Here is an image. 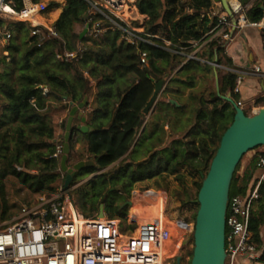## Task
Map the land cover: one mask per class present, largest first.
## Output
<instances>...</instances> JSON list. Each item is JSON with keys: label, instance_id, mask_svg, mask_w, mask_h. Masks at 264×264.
<instances>
[{"label": "trees", "instance_id": "1", "mask_svg": "<svg viewBox=\"0 0 264 264\" xmlns=\"http://www.w3.org/2000/svg\"><path fill=\"white\" fill-rule=\"evenodd\" d=\"M8 1L16 10L22 6V0ZM62 1V12L54 24L57 37L47 39L40 47L22 50L23 44L21 48H6L11 52L12 66L10 71L0 73V221L12 217L7 214L9 208L5 200L8 178L16 179L37 196L55 191L63 174L59 171L60 159L52 155L57 145L64 144L66 124L61 122L63 134L59 141H54L55 126L46 120V115L48 110H65V102L77 105L84 98L90 106L86 124L91 131L82 136L90 156L88 160L95 165L77 172L76 178L99 172L122 158V166L109 178L110 170L90 179L87 188L73 189L84 217L97 214L108 194L116 195L118 191L127 194L133 184L155 177L165 180L171 175L183 188L190 179L197 197L201 174L209 168L235 114L233 106L217 96L215 89L196 90L199 79L212 71L210 63L215 58L217 64L230 65L225 43L219 38L209 40L207 35L217 18L210 20L202 11L211 8L212 0H137L135 6L139 14L147 17L139 36L149 42L137 41L135 45L125 41L118 28L96 37L86 34L80 38L77 27L88 18L89 5L85 0ZM246 1L239 0L241 5ZM59 6L53 0L48 8ZM186 9L192 12L186 13ZM263 13L264 0H257L244 15L248 22H258ZM52 16L55 17L56 12ZM113 19L126 28L125 23ZM109 25L105 20L102 27ZM14 27L25 28L19 23ZM194 41L198 42L196 46L192 44ZM203 42L205 44L195 54L200 60L188 59ZM80 48L82 52L73 60L56 58L57 54ZM141 52L147 55V67H141ZM4 62V58L0 59V64ZM160 81H165L163 90L150 114H144L155 84ZM235 81L236 75L230 72L221 75L219 81L220 94L230 93L234 103L238 100L233 92ZM38 85L46 86L47 95H43ZM256 104L263 105L264 97L256 99L252 106ZM251 108L244 107L245 115H249ZM78 133L81 132L73 130L69 140V164L75 158ZM167 137L170 140L165 145ZM255 149L251 150L254 154L240 177L241 160L247 153L238 163L229 197L246 196L256 185L261 170L256 166L259 153ZM75 179L71 186L76 184ZM109 186L114 192H109ZM157 186L161 189L160 184ZM184 193L187 196L184 204L193 205L191 196ZM257 194L249 227L262 253L252 264H264V180ZM143 195L161 198L160 193L152 191ZM125 211L114 198L104 206L106 216L111 219L125 218ZM131 211L134 215L135 208ZM195 216L196 212L192 215L193 222ZM190 238L193 242V234ZM192 251L193 248L190 258Z\"/></svg>", "mask_w": 264, "mask_h": 264}, {"label": "built area", "instance_id": "2", "mask_svg": "<svg viewBox=\"0 0 264 264\" xmlns=\"http://www.w3.org/2000/svg\"><path fill=\"white\" fill-rule=\"evenodd\" d=\"M85 1L89 5L88 18L80 29L86 30V34L96 37L118 28L122 31L121 37L131 45H135L137 41L149 42L127 24L124 28L113 19L114 17L125 23L119 16L127 7L125 1L135 5L137 0ZM229 5L237 18L235 29L251 26L259 29L264 35V13L258 22H248L239 0H234V3L230 0ZM213 15L217 22L207 34L210 36L209 40L219 38L225 44L231 42L233 26L230 18L226 14L218 15L215 12ZM105 20L110 25L102 27ZM16 23L22 24L27 31L24 50L33 46L40 47L47 39L57 37L55 20L51 18L44 0H22L19 10L13 7L11 1L0 0V45L14 47V44L10 43L13 39L9 24L14 26ZM196 45L197 43L194 46ZM81 52L82 48L62 55L57 54L56 58L70 61ZM140 61L141 67L148 66L145 52L140 53ZM215 67L236 75L233 92L238 95L242 72L217 64ZM253 71L258 74L260 68L254 66ZM37 88L43 91V95H47L46 86L38 85ZM235 104L241 109L245 107V103L239 99ZM86 107L88 112L90 108ZM257 110L252 107L249 115ZM79 135L83 139L82 133ZM62 150L63 146L57 145L52 157L60 159ZM256 166L261 170L256 185L246 196L232 195L228 198L225 213L224 264H252L262 253V248L253 239L249 223L258 187L264 180L263 155L257 156ZM63 182L64 174L54 192L38 195L35 203L22 205L18 215L0 228V264H170L175 249L179 247L176 245L177 247L167 254L172 231L176 232L175 237L178 238L181 233H193V225L183 219L166 220L160 204L159 213L154 218L138 221V216L132 214L123 218L125 227L130 228L123 232L120 230L121 219L108 218L105 213L102 218L98 217V213L86 218L75 201L70 200L63 188ZM75 187L76 185L71 186L70 193ZM150 192L151 190L146 193Z\"/></svg>", "mask_w": 264, "mask_h": 264}, {"label": "water", "instance_id": "3", "mask_svg": "<svg viewBox=\"0 0 264 264\" xmlns=\"http://www.w3.org/2000/svg\"><path fill=\"white\" fill-rule=\"evenodd\" d=\"M220 4L225 14L230 18L233 30L237 24V18L230 8V0H212ZM86 34V30L80 33V38ZM216 65V64H215ZM165 81L155 84L153 94L143 109L148 114L157 102ZM219 77L215 73V90L217 96L229 102L235 114L231 124L223 133L217 151L212 158L206 174L202 173V183L194 201L198 205L193 226V251L190 264H224L225 261V213L229 198L230 184L235 169L241 158L256 147L264 146V104L251 115H245L243 109L236 106L230 93L225 96L220 94ZM65 100V99H64ZM175 103L174 101H172ZM87 106V98L77 105L65 102L69 109L65 125L64 144L60 158V171L64 174L63 188L73 202L70 193L71 184L76 178V173L85 167H92V160L79 161L72 167L67 166V157L70 152L69 140L72 131L77 129L81 133H87L91 129L85 124L86 118L82 110ZM74 117L80 120L81 125L72 124ZM125 205H131L128 201ZM105 199L99 205L98 217L104 216ZM176 264H180L177 259Z\"/></svg>", "mask_w": 264, "mask_h": 264}, {"label": "rangeland", "instance_id": "4", "mask_svg": "<svg viewBox=\"0 0 264 264\" xmlns=\"http://www.w3.org/2000/svg\"><path fill=\"white\" fill-rule=\"evenodd\" d=\"M53 1V0H45V2L47 3V5H49V3ZM126 5L129 7L132 6L131 3H129L128 1H125ZM125 13H121L119 14V16H121L122 19H126L127 16L124 15ZM133 24H135L134 22L128 23V25L133 26ZM8 25V24H7ZM9 29H10V33L12 34V41L10 43H13L14 46H19L21 48V45L24 44V39L27 36L26 32V28L22 29H16V27H14L13 25L9 24ZM78 32L81 33L83 30L80 29V27H77ZM7 46V45H6ZM6 46H3L2 44L0 45V59L4 58V64L1 63L0 64V73H3L5 71H10V65L11 64V52L6 50ZM24 49V45L22 47V50ZM12 68V67H11ZM12 71V70H11ZM13 72V71H12ZM17 73L14 74V77H16ZM215 85V80H214V74H213V70L211 73H208L207 75L201 77L199 79V83H198V87L196 88V90H200L203 88H207V89H215L214 88ZM186 95L188 94V91L185 92ZM55 106H58V103H52ZM251 105L253 104H249L246 105V108H251ZM88 106V105H87ZM255 108L259 109L261 106L260 104H256L254 105ZM86 108L85 107L82 111L86 112ZM67 116V112H65L62 109H58L56 111L54 110H48L47 115L51 121L53 122L54 126L56 125L55 123L59 120V118H62L63 116ZM64 119H62L63 121H65L66 124V117H63ZM230 117L227 116L226 117V121L229 122ZM61 124V123H60ZM63 134V133H62ZM61 134V136H62ZM60 136V137H61ZM60 137L58 138V141L60 140ZM80 140V144L81 146L78 148V150H76L75 152V158L72 162L69 164L67 163L68 167H72L74 164H76L79 161H86L88 160V158L90 157L89 154L86 151V143L85 141L81 138ZM170 137H167V139L165 140V145L169 143ZM255 152L263 153L264 154V146H260L259 148L255 149ZM254 152L250 151L248 152L241 160V164H240V169L238 171V176L240 177L245 168L247 167L250 158L253 156ZM122 159V158H121ZM121 159L117 160L116 162H114L113 164H111L110 166H108L107 168L90 174L89 176H85V175H81L78 176L75 180H76V187L78 186H82L84 188H87V182L90 179H95L100 173L102 172H106L109 171L111 173L108 174V178L110 176H112L113 174L116 173L117 169L120 168L122 166V164H120ZM208 171V169L206 170V172H204V174H206ZM256 173V172H255ZM257 174V173H256ZM157 184L161 185V189L158 188ZM117 187V186H116ZM250 187V186H249ZM248 187V188H249ZM109 188H113L112 186H109ZM185 188V189H184ZM182 187L180 185L179 182L175 181L173 176H168L167 178H165V180L161 179V178H153L151 180H146V181H142L139 183H135L132 185V188L130 190L129 193H125L126 197H128L129 195V201L132 202H136V203H141V204H147L148 207H156L158 204V200L155 199L154 201H149L147 203H145L143 201L144 195L147 191L151 190L154 191L156 193H160L161 198H159V202L163 199L164 200V207H163V214H164V218L166 220H170V221H177L180 219L185 220L186 222H188L191 226H194V222L192 221V215L194 212H197L198 209V205L196 203H194V201L196 200V187L193 185V181H191L190 179L187 180V183L185 184V187ZM5 191H6V196H5V200H6V204L8 206V212L7 214H12V217L8 220L5 221H0V228L7 225L13 218H15L20 210V207L22 205H27V204H32L35 203L36 198L38 197L37 195L31 193L30 191H28L26 188H24L22 185L19 184V182L14 179V178H8L5 182ZM184 191L188 192V194L191 196V202H193V205H189L186 202V198L187 196L185 195ZM71 195L73 200L75 201L76 205L78 206V200L75 199L76 197H74L73 195V190H71ZM106 203V202H105ZM126 206V214L125 217L127 218V216H129L131 214V205H125ZM159 207V206H158ZM157 207V208H158ZM139 208V207H136ZM156 208V209H157ZM153 209V210H156ZM139 211H142L143 214L145 215L143 218H140L139 215ZM134 215L138 216V221H142L144 219H150V218H154V215H150L149 211L147 212L146 215V211L142 210V209H135V213ZM149 215V216H148ZM156 217V215H155ZM121 222L122 224L120 225V230L123 231H127L130 228L125 227L124 224V220L121 218ZM191 233L188 234H184L181 233L178 237H175L176 232L173 230L172 231V235L170 238V243L168 245L170 251L176 246L178 245L179 247H177L175 249L174 255H173V259L172 261H170V264L177 262V259L180 260V264H187L188 261L191 259L189 256V253L191 252V249L193 248V242L191 241Z\"/></svg>", "mask_w": 264, "mask_h": 264}, {"label": "crops", "instance_id": "5", "mask_svg": "<svg viewBox=\"0 0 264 264\" xmlns=\"http://www.w3.org/2000/svg\"><path fill=\"white\" fill-rule=\"evenodd\" d=\"M55 1H57L60 4V6L57 8L49 9V13H50L51 18L56 21L60 15V13L62 12V7L64 6V2L62 0H55ZM256 1L257 0H247L242 5L244 12L247 11ZM221 10H223L221 5L213 2L211 8L207 11H202V13H203V15L207 16L211 20L215 17L213 15V12H215L218 15H222L223 13ZM54 12H56L55 17L52 16V14ZM185 12L191 13L192 11L186 9ZM121 13L122 14L125 13L124 15L127 16L126 19L121 18L125 22V24H127V26H129L128 23H130V21L134 22L135 24H133V26L130 25V27L133 28L134 30H136L140 34L143 32L142 26H143L144 22L147 20V17L145 15L139 14L135 5H132L130 7V9L128 6L125 7ZM77 31H78V29H77ZM208 32H207V34H208ZM196 43L198 44L197 41L192 42L193 45H195ZM204 44H205V42H203L201 44V46L197 47L190 54V56L195 57L193 59L200 60L199 58H197L195 56V54ZM225 55L230 60L229 66H225L223 64H217L216 58L214 59L213 63H210L213 66L212 70H213V74H214V80H215V73H217V75L219 77V81H220L221 75H223L224 73L227 72L222 68L215 67V64L222 66L224 68L239 70L242 72V75H241L242 76V83L240 85V93L237 95V99L243 101L245 103V106H246L249 104H253V102L256 99H258L260 97H264V35H263V33L259 29L251 27V26H243L242 28H237V29L233 30L232 41L225 44ZM190 56L188 57V59H192V58H190ZM202 62H204V61H202ZM254 66H258L260 68V73H258V74L254 73V71H253ZM214 88H215V85H214ZM89 108H90V106H89ZM64 111L67 112V116L65 115L63 117H66V120H67L69 109L66 108ZM150 112H149V114H150ZM82 114L85 116V118L87 120V115H86L87 112L82 111ZM63 117L59 118V120L55 123L56 125L54 128V137H55L54 141H57L58 138L62 134V130L60 128V123L63 121L62 120V119H64ZM46 120L48 122L51 121V119L48 116H46ZM72 124L75 126H79V125H81V122L76 117H74ZM85 124H86V122H85ZM75 130H77V129H75ZM79 134L80 133H78V135L76 136L78 141L76 142L75 147H74L75 151L78 150V148L81 146V144H80L81 142L79 140L81 138H80ZM153 197L145 196L143 198V201L144 202L146 201L145 203H147L149 201H154L155 199L158 200V205L156 207L151 208V207H148L147 204H145V206L151 210L156 209L159 206V204L161 203V201L159 202V198H156V197L153 198ZM132 208L133 207H131V209ZM136 209H140V208H136ZM139 213H140V215H139L140 218H143L145 216L142 211H139Z\"/></svg>", "mask_w": 264, "mask_h": 264}, {"label": "flooded vegetation", "instance_id": "6", "mask_svg": "<svg viewBox=\"0 0 264 264\" xmlns=\"http://www.w3.org/2000/svg\"><path fill=\"white\" fill-rule=\"evenodd\" d=\"M114 190H115L114 188H111L109 189V192H112V191L114 192ZM120 197L121 199L123 198V200L120 201ZM113 198L116 200L117 204H119L121 210L127 209L125 206V203L130 200L129 195L128 197H126L125 193H123L122 191H118L116 195L108 194L105 198V202L107 203L108 201H111Z\"/></svg>", "mask_w": 264, "mask_h": 264}, {"label": "bare ground", "instance_id": "7", "mask_svg": "<svg viewBox=\"0 0 264 264\" xmlns=\"http://www.w3.org/2000/svg\"><path fill=\"white\" fill-rule=\"evenodd\" d=\"M232 2L234 3V0H232ZM165 200V199H164ZM164 200L162 199L161 200V203H160V206H161V208L163 209V207H164ZM131 207H133V208H135L136 209V207H139L140 209H142V210H145L146 211V215H147V212L149 211V214L150 215H154V217H155V215H157L158 213H159V207H158V209L157 210H151V209H149V208H147L144 204H141V203H136V202H132L131 203ZM149 216V215H148ZM168 248V252H167V254H169V252H170V249H169V247H167Z\"/></svg>", "mask_w": 264, "mask_h": 264}]
</instances>
